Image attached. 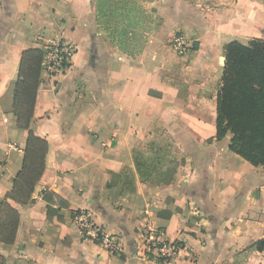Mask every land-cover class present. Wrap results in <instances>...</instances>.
Here are the masks:
<instances>
[{
	"label": "crops",
	"instance_id": "crops-1",
	"mask_svg": "<svg viewBox=\"0 0 264 264\" xmlns=\"http://www.w3.org/2000/svg\"><path fill=\"white\" fill-rule=\"evenodd\" d=\"M137 1L154 24L131 56L100 26L99 0H0V202L27 139L12 113L21 54L39 35L74 48L64 69H43L31 129L50 150L34 201H11L21 217L16 242L0 244L7 264H155L148 219L180 243L169 264H264L246 250L264 237V167L230 150L231 133L216 139L224 46L264 39V0ZM48 191L68 203L52 217ZM76 211L120 251L85 238Z\"/></svg>",
	"mask_w": 264,
	"mask_h": 264
},
{
	"label": "trees",
	"instance_id": "trees-1",
	"mask_svg": "<svg viewBox=\"0 0 264 264\" xmlns=\"http://www.w3.org/2000/svg\"><path fill=\"white\" fill-rule=\"evenodd\" d=\"M97 15L100 26L120 50L131 56L144 51L153 32L154 17L137 0H99ZM224 56L216 104V139L222 140L231 133L230 150L252 165L264 167V39L230 41L224 46ZM44 59L43 49H25L12 88V113L17 128L27 132V139L21 168L0 202V244L5 246L16 242L20 225V212L11 201L32 203L46 171L50 144L31 129ZM44 198L48 201L49 217L68 206L53 192H46ZM246 250L264 251V237ZM0 264H7L4 257H0Z\"/></svg>",
	"mask_w": 264,
	"mask_h": 264
},
{
	"label": "built area",
	"instance_id": "built-area-1",
	"mask_svg": "<svg viewBox=\"0 0 264 264\" xmlns=\"http://www.w3.org/2000/svg\"><path fill=\"white\" fill-rule=\"evenodd\" d=\"M36 42L45 52L43 69L50 75H55L64 69L74 53L71 44L62 38L46 39L43 35L36 38ZM82 235L105 247L111 253L120 251L118 237L106 233L92 220L88 211H80L75 217ZM180 243L166 237L165 232L152 220L148 219L143 239V250L147 257L154 258L155 264H169L179 254Z\"/></svg>",
	"mask_w": 264,
	"mask_h": 264
},
{
	"label": "water",
	"instance_id": "water-1",
	"mask_svg": "<svg viewBox=\"0 0 264 264\" xmlns=\"http://www.w3.org/2000/svg\"><path fill=\"white\" fill-rule=\"evenodd\" d=\"M225 62V57L223 58V63Z\"/></svg>",
	"mask_w": 264,
	"mask_h": 264
},
{
	"label": "rangeland",
	"instance_id": "rangeland-1",
	"mask_svg": "<svg viewBox=\"0 0 264 264\" xmlns=\"http://www.w3.org/2000/svg\"><path fill=\"white\" fill-rule=\"evenodd\" d=\"M155 1V0H154Z\"/></svg>",
	"mask_w": 264,
	"mask_h": 264
}]
</instances>
